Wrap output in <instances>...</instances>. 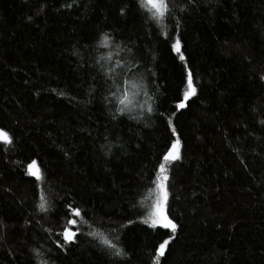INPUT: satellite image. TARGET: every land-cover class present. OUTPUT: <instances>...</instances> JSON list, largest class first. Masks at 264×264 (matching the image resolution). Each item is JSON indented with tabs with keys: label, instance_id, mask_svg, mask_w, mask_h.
I'll return each instance as SVG.
<instances>
[{
	"label": "trees",
	"instance_id": "obj_1",
	"mask_svg": "<svg viewBox=\"0 0 264 264\" xmlns=\"http://www.w3.org/2000/svg\"><path fill=\"white\" fill-rule=\"evenodd\" d=\"M170 2L156 23L137 0H0V128L13 137L0 142V264H156L170 232L143 219L176 134L178 229L160 264H264V0ZM188 69L197 94L178 109ZM113 78L153 111L119 114ZM65 227L78 235L61 249Z\"/></svg>",
	"mask_w": 264,
	"mask_h": 264
},
{
	"label": "snow or ice",
	"instance_id": "obj_2",
	"mask_svg": "<svg viewBox=\"0 0 264 264\" xmlns=\"http://www.w3.org/2000/svg\"><path fill=\"white\" fill-rule=\"evenodd\" d=\"M139 9H142L146 20L154 21L156 23H160L164 21L171 13L172 8L174 5L171 4L170 0H137ZM112 41V37L105 33L103 35L102 43L104 46L108 47L110 46V42ZM172 49L175 51V53L179 56V59L181 61H186V57L184 56L182 52V45L179 37L177 36L175 39V42L171 45ZM103 67V66H101ZM123 67V65H121ZM111 69L108 70V72L111 74ZM131 71V69H129ZM130 78L125 79L121 78V82L119 84L116 83L115 79L113 78V86L118 87L121 90V96L118 98L119 104L121 107L117 109V112L121 115L125 113H131L133 108L140 107L145 108L148 112H152L153 108L151 104H135L133 101V98L136 93H132V96L129 95V88L127 87V83ZM261 79H264V77H261ZM187 86L188 91L184 92L183 98L180 100V102L177 104L178 109H184L187 104L186 101L190 99L193 96H196L197 90L193 83V73L191 69H188L187 72ZM132 87L135 88L136 85L132 84ZM111 96L116 97V92L111 91ZM107 99V97L105 98ZM113 118H115V114L113 115ZM132 119H135V117H130ZM171 123V121H169ZM264 123V122H262ZM172 132L176 134V129L173 126ZM0 142L3 144L11 145L13 143V137L9 134L8 131L4 130L3 128H0ZM181 140L179 138V135L176 134L175 141L171 144L170 148L166 153L162 156V161L159 163L157 168V173L155 175V179L151 181L152 184L155 185L154 192H153V199L151 200V203L148 205L146 210V218L143 219V223L149 225L151 228L155 229L157 227L163 228L166 230H169L170 235L167 239H164L162 243L158 245L156 248V264H160V258L165 256V253L168 249V246L171 244V242L175 239V234L178 229V225L174 222L173 219L169 217L167 214V208H168V200H169V191H168V167L167 165L180 160L181 159ZM28 175L33 176L36 181H42L44 179L42 171L37 166L36 161H32L28 166ZM151 191V190H150ZM40 203L38 205L41 212L48 211V201L43 194V189H41V194L39 196ZM71 216H74L76 218L83 219V215L86 214V212H83L82 209L79 207H73L71 204L66 206ZM86 223V221H84ZM130 224L133 223V221H128ZM66 224L75 226L77 225L78 221L77 219H69L65 221ZM60 235L63 237V243L58 242V247L63 249L65 245L68 244H74L77 239L78 230L72 231L69 227H65L63 231L60 233ZM88 235L92 236L93 238L99 240V242L108 250H110L111 254L118 257H124L127 255V253L122 249L119 248L116 243H113L112 240L108 239L106 236L103 235V233L99 231H90ZM44 264V262H42Z\"/></svg>",
	"mask_w": 264,
	"mask_h": 264
},
{
	"label": "rangeland",
	"instance_id": "obj_3",
	"mask_svg": "<svg viewBox=\"0 0 264 264\" xmlns=\"http://www.w3.org/2000/svg\"><path fill=\"white\" fill-rule=\"evenodd\" d=\"M37 166H38V164H37ZM39 167V166H38Z\"/></svg>",
	"mask_w": 264,
	"mask_h": 264
}]
</instances>
